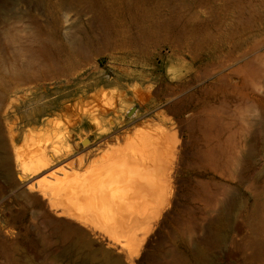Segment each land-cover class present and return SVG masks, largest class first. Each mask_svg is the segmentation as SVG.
I'll list each match as a JSON object with an SVG mask.
<instances>
[{
  "label": "rangeland",
  "instance_id": "374dc122",
  "mask_svg": "<svg viewBox=\"0 0 264 264\" xmlns=\"http://www.w3.org/2000/svg\"><path fill=\"white\" fill-rule=\"evenodd\" d=\"M126 147L163 180L130 241L72 190ZM0 264H264V0H0Z\"/></svg>",
  "mask_w": 264,
  "mask_h": 264
},
{
  "label": "bare ground",
  "instance_id": "6f19581e",
  "mask_svg": "<svg viewBox=\"0 0 264 264\" xmlns=\"http://www.w3.org/2000/svg\"><path fill=\"white\" fill-rule=\"evenodd\" d=\"M86 142L87 141L85 140L84 144ZM47 153H40L37 155L33 154L34 156L33 155L32 156L27 155L29 157L26 160L24 158L25 168H26L24 172L31 171V172L37 173L38 171H40L45 166H48L51 161H56L57 157L59 156V154H58V156H57V154H55V151L50 152L49 154H47ZM157 153H160V151ZM157 153H156V155L158 156ZM153 157H154V155H153ZM149 159L150 158L148 157V155H145L143 152L137 153L134 151V148L128 150L127 147H126V149H124L122 151L121 150L116 151L111 156L109 155L108 158H106V162L104 161V163L102 165H99L100 167L98 168V170L96 168L95 177H97L99 184H101L100 188H98V186H97L98 184L94 183L93 177H91L87 181L88 182L87 185L85 183V185H83V186L80 184V186H78V188H74V189L72 188V190H74V193L76 192L77 194L78 193L81 194V196H80V194H78L79 196H76V197L74 196L75 201H79V202H77V205H78V203H80L82 201L83 202L87 201L88 197H90V198L96 197L95 195L98 193V190H100V189L108 191L110 193L111 197H113L114 199H118L115 202H117L118 207L120 209H122L125 213V214H122L121 217L119 214H118L119 216L117 215L118 218L119 217L120 218L118 219L119 221L115 222V224L117 225L116 230L120 233H123L126 236V241L140 240L142 235L145 234L144 231L146 230V227H147L145 214L149 213L151 210V208H150L151 203L149 202V199L158 198L157 200H159V197L163 195V189L160 190V187H161L162 182H163V180H161V173H160V171L157 170V164L155 163V164L151 165V163H149ZM152 161H153V158H152ZM65 175L67 176L66 173H65ZM47 176H48V174H47ZM49 176L51 178L57 179V177H54V173H53V176H51V174H49ZM56 176H57V174H56ZM91 176H92V174H91ZM74 178L77 181L78 178H76L75 176H74ZM74 178H72L73 180L71 179L72 180L71 183L72 182L74 183V181H75ZM66 179L67 178H65V181L67 182L68 179L67 180ZM80 179L83 180L84 177H83V179L82 178H80ZM58 181H59V179H58ZM65 181H64V184H66ZM76 181H75V183H76ZM95 181H96V179H95ZM35 182H37V181H35ZM79 182H80V180H79ZM79 182H77V184H79ZM64 184H63V186H64ZM68 185H70V184H68ZM55 187L58 188V186H55ZM68 187L69 186H67L65 188L68 189ZM54 190H55V188H54ZM56 190H58V189H56ZM63 190L65 191V189H63ZM63 190L59 189L56 192L58 193L59 191L61 192ZM52 191H51V193H52ZM56 192L53 191L52 199H53V195ZM68 192H69V190H67V193ZM57 193H56V196H58ZM60 196L62 197V194ZM70 196H72V195H70ZM70 196H68V197H70ZM61 197L59 199L57 198L56 200L60 201ZM72 199H74V198H72ZM63 200H61V201H63ZM66 200H68L67 196H66ZM97 200H98V197H97ZM61 201H60V203H63ZM70 201H71V199L69 198L67 203H69ZM51 202H52V200H51ZM67 203H66V205L63 204L64 207H63V205L60 206L59 203H57L55 205H56V207L60 206L61 208L64 209L65 206L69 205ZM91 204H93V203H91ZM55 205L53 204L52 206H55ZM80 205H81V203H80ZM69 207L72 208L73 206L70 204ZM83 208H84V204H83ZM69 209H66V211L67 210L69 211ZM74 209H76V208H74ZM106 209L107 208H105V210ZM62 213H64V212L62 211ZM89 213H90V210H89ZM105 213L107 214V217H108L107 211ZM96 214L94 216H97ZM102 216H103V212H102ZM97 217H99V216H97ZM103 219L105 221V218H103ZM111 220H113V219H111ZM108 221H109V219H108ZM111 222H113V221H111ZM101 225H102V223H101ZM103 227H105V226H103ZM106 228H107V226H106ZM109 244H113V243H109Z\"/></svg>",
  "mask_w": 264,
  "mask_h": 264
},
{
  "label": "water",
  "instance_id": "95a60500",
  "mask_svg": "<svg viewBox=\"0 0 264 264\" xmlns=\"http://www.w3.org/2000/svg\"><path fill=\"white\" fill-rule=\"evenodd\" d=\"M134 110H131L130 115L133 113Z\"/></svg>",
  "mask_w": 264,
  "mask_h": 264
}]
</instances>
